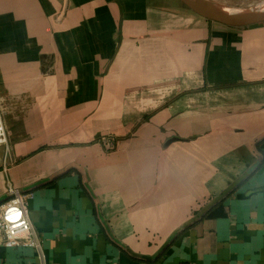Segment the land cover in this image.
<instances>
[{
    "label": "crops",
    "instance_id": "obj_1",
    "mask_svg": "<svg viewBox=\"0 0 264 264\" xmlns=\"http://www.w3.org/2000/svg\"><path fill=\"white\" fill-rule=\"evenodd\" d=\"M0 96V206L30 194L47 264H264V24L0 0ZM0 264L40 261L0 246Z\"/></svg>",
    "mask_w": 264,
    "mask_h": 264
},
{
    "label": "built area",
    "instance_id": "obj_2",
    "mask_svg": "<svg viewBox=\"0 0 264 264\" xmlns=\"http://www.w3.org/2000/svg\"><path fill=\"white\" fill-rule=\"evenodd\" d=\"M9 141L4 101L0 96V147L8 148ZM98 141L109 151L117 147V138L114 136H102ZM8 192L9 199L0 206V246L34 248L40 264H47L42 237L29 217L30 194L13 186Z\"/></svg>",
    "mask_w": 264,
    "mask_h": 264
},
{
    "label": "water",
    "instance_id": "obj_3",
    "mask_svg": "<svg viewBox=\"0 0 264 264\" xmlns=\"http://www.w3.org/2000/svg\"><path fill=\"white\" fill-rule=\"evenodd\" d=\"M205 19L228 27L244 28L264 24V0L244 8H232L210 0H181ZM174 140H181L175 137Z\"/></svg>",
    "mask_w": 264,
    "mask_h": 264
},
{
    "label": "rangeland",
    "instance_id": "obj_4",
    "mask_svg": "<svg viewBox=\"0 0 264 264\" xmlns=\"http://www.w3.org/2000/svg\"><path fill=\"white\" fill-rule=\"evenodd\" d=\"M210 1H212L214 3H219V4H220V2L226 3V5H228L229 7H232V8H244V7H248L250 5H253V4H257L260 0H210Z\"/></svg>",
    "mask_w": 264,
    "mask_h": 264
},
{
    "label": "bare ground",
    "instance_id": "obj_5",
    "mask_svg": "<svg viewBox=\"0 0 264 264\" xmlns=\"http://www.w3.org/2000/svg\"><path fill=\"white\" fill-rule=\"evenodd\" d=\"M221 3V2H220ZM221 4H224V3H221ZM251 6V5H250Z\"/></svg>",
    "mask_w": 264,
    "mask_h": 264
}]
</instances>
